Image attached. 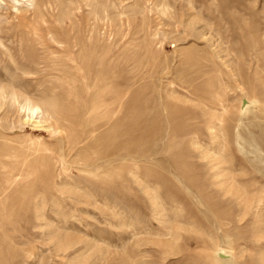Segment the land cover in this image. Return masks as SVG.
Here are the masks:
<instances>
[{
  "label": "rangeland",
  "instance_id": "374dc122",
  "mask_svg": "<svg viewBox=\"0 0 264 264\" xmlns=\"http://www.w3.org/2000/svg\"><path fill=\"white\" fill-rule=\"evenodd\" d=\"M0 264H264V0H0Z\"/></svg>",
  "mask_w": 264,
  "mask_h": 264
},
{
  "label": "bare ground",
  "instance_id": "6f19581e",
  "mask_svg": "<svg viewBox=\"0 0 264 264\" xmlns=\"http://www.w3.org/2000/svg\"><path fill=\"white\" fill-rule=\"evenodd\" d=\"M31 108H32V107H31ZM35 108H36V107H35ZM35 108H34V109H35ZM29 109H30V107H28V110H29ZM31 112H34V110H33V111H31ZM221 251H222V250H221ZM221 251H220V252H221ZM222 253H223V252H222ZM223 255H224V254H223Z\"/></svg>",
  "mask_w": 264,
  "mask_h": 264
}]
</instances>
